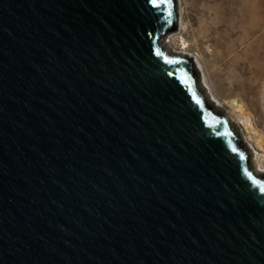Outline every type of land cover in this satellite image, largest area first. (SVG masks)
I'll use <instances>...</instances> for the list:
<instances>
[{
    "label": "water",
    "instance_id": "obj_1",
    "mask_svg": "<svg viewBox=\"0 0 264 264\" xmlns=\"http://www.w3.org/2000/svg\"><path fill=\"white\" fill-rule=\"evenodd\" d=\"M177 0H0V264H264V173Z\"/></svg>",
    "mask_w": 264,
    "mask_h": 264
},
{
    "label": "rangeland",
    "instance_id": "obj_2",
    "mask_svg": "<svg viewBox=\"0 0 264 264\" xmlns=\"http://www.w3.org/2000/svg\"><path fill=\"white\" fill-rule=\"evenodd\" d=\"M184 1L191 6L194 0ZM219 2L209 0L199 10L190 8L183 33L187 51L211 61L224 92L248 104V118L256 129L250 133L244 123L239 128L251 152L264 162V0H225L222 6ZM173 33L165 41L174 51H183L182 41L171 39Z\"/></svg>",
    "mask_w": 264,
    "mask_h": 264
},
{
    "label": "bare ground",
    "instance_id": "obj_3",
    "mask_svg": "<svg viewBox=\"0 0 264 264\" xmlns=\"http://www.w3.org/2000/svg\"><path fill=\"white\" fill-rule=\"evenodd\" d=\"M181 3V4H180ZM209 3V0H194L191 6H188L184 0H177V9H178V29L171 35V39L182 41L183 51H174L169 45V41L164 42V47L169 50V52H174L175 54L191 56L195 60L196 69L199 73V87L205 91L207 100L210 104L214 106L215 109L225 112L230 118L231 122L234 123L238 134L241 136V139L250 150V160L251 166L255 174L264 173V162L260 159V156H255L251 149L247 145V139L243 138V135L240 131L241 124L244 123L246 129L251 133L256 129L253 126L252 121L248 118L249 115V106L248 104L241 99L240 97L230 94L227 95L224 92V82L219 74V71L214 66L211 61L200 60L199 56L190 54L188 50V45L184 39L183 33L187 29V18L190 17V8L191 11L199 10V7ZM222 5L225 4V0L219 2ZM223 13H225L223 11ZM170 39V41H171ZM235 117L240 118V122L235 120ZM252 137H254L252 135Z\"/></svg>",
    "mask_w": 264,
    "mask_h": 264
},
{
    "label": "snow or ice",
    "instance_id": "obj_4",
    "mask_svg": "<svg viewBox=\"0 0 264 264\" xmlns=\"http://www.w3.org/2000/svg\"><path fill=\"white\" fill-rule=\"evenodd\" d=\"M153 2H155V0H153Z\"/></svg>",
    "mask_w": 264,
    "mask_h": 264
}]
</instances>
